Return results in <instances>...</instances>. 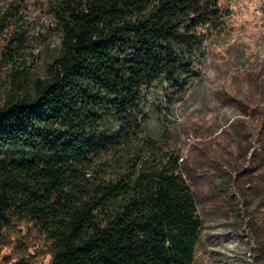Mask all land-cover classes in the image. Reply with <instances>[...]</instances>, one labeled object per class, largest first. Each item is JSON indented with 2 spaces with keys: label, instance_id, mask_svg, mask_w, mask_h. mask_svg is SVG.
I'll return each mask as SVG.
<instances>
[{
  "label": "trees",
  "instance_id": "obj_1",
  "mask_svg": "<svg viewBox=\"0 0 264 264\" xmlns=\"http://www.w3.org/2000/svg\"><path fill=\"white\" fill-rule=\"evenodd\" d=\"M218 2L0 0V79L30 37L58 41L0 104V250L43 238L47 264H195L202 220L169 118L223 25ZM251 255L264 264L262 229Z\"/></svg>",
  "mask_w": 264,
  "mask_h": 264
},
{
  "label": "rangeland",
  "instance_id": "obj_2",
  "mask_svg": "<svg viewBox=\"0 0 264 264\" xmlns=\"http://www.w3.org/2000/svg\"><path fill=\"white\" fill-rule=\"evenodd\" d=\"M218 3L223 25L206 46L199 76L187 82L183 98L172 99L169 127L202 220L195 264H251L264 230V166L246 171L254 151L264 154V0ZM30 41L14 66L22 73L11 74L13 66L2 73L0 104L11 87L23 95L34 78L45 75L57 38ZM13 78L16 85L9 84ZM163 92L156 87L152 97L161 100ZM44 243L34 238L27 249L3 248L0 262L14 264L23 249L27 264H47Z\"/></svg>",
  "mask_w": 264,
  "mask_h": 264
}]
</instances>
